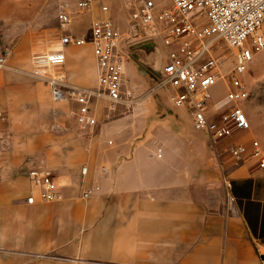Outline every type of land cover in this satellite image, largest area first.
Here are the masks:
<instances>
[{
	"label": "crops",
	"instance_id": "0c3cea01",
	"mask_svg": "<svg viewBox=\"0 0 264 264\" xmlns=\"http://www.w3.org/2000/svg\"><path fill=\"white\" fill-rule=\"evenodd\" d=\"M18 53L0 68V264H264V171L253 158L219 155L238 134L213 145L173 115L155 122V140L143 130L132 145L124 124L143 104L81 127L76 103L54 100L37 74L96 86L91 44ZM31 167L63 198L41 199Z\"/></svg>",
	"mask_w": 264,
	"mask_h": 264
},
{
	"label": "built area",
	"instance_id": "2783aa9c",
	"mask_svg": "<svg viewBox=\"0 0 264 264\" xmlns=\"http://www.w3.org/2000/svg\"><path fill=\"white\" fill-rule=\"evenodd\" d=\"M98 4L103 14L91 22L88 37L63 32L61 45L90 43L98 71L97 85L74 84L62 77L38 73L50 87L54 100L71 99L70 111L81 127L97 122L98 102L108 111L119 106L133 107L140 96L125 72V55L139 39L159 41L165 48L164 58L152 89H169L172 105L188 111L194 129L204 131L215 143L236 131L248 130L250 121L243 106L249 92L241 79L258 52H264V0H130L125 29L106 13L107 0H79L78 6L89 9ZM62 25L71 22L65 9L57 13ZM233 49L228 93L219 103L212 100V87L224 77L220 70L218 42ZM7 45L0 49V68L8 66L11 54ZM228 151L236 160L253 158L264 171V149L258 139L233 142ZM161 152H157L160 155ZM86 166H82L84 173ZM28 177L38 195L45 200H60L62 192L53 188L51 175L39 167L28 169ZM97 187V186H96ZM91 189H85L88 196ZM30 193L27 202L35 201Z\"/></svg>",
	"mask_w": 264,
	"mask_h": 264
},
{
	"label": "rangeland",
	"instance_id": "374dc122",
	"mask_svg": "<svg viewBox=\"0 0 264 264\" xmlns=\"http://www.w3.org/2000/svg\"><path fill=\"white\" fill-rule=\"evenodd\" d=\"M107 1L110 9L106 14L119 27L125 29L130 0ZM78 2L79 0H0V5H7L9 8L2 14L0 13L3 16H0V24L3 23L7 28L6 31H0V48L5 45L9 46L12 51L17 48V51L20 52L18 53L19 56L24 54L28 57L32 48L35 51L45 50L53 45L59 48L61 46L60 37L63 32L88 37L91 32L92 20L103 13L100 11L98 4L89 9H82L78 6ZM61 9H65L71 14V22L68 24L62 25L57 17V13ZM164 52L165 48L159 41L139 39L130 49L128 48V53L125 55L126 75L140 99L133 107L119 106L115 108V111L122 114L130 113L135 106L143 104L138 119L135 122H125L124 124L125 131L122 136L125 137V142H132V145L142 138L141 136L146 130H148L150 139L155 140L156 137L152 133L149 134V131L154 127L157 120H162V124L159 125L163 128L165 124L169 123L168 117L170 116L175 115L177 122L180 124H185L187 119H190L188 111L171 104L169 89H152L154 84L152 79L159 71L158 68L162 64L161 60L164 58ZM232 53V48L226 46L223 41L218 42L217 54L222 60L220 70L224 77L212 87V95L217 97V103L223 100V94L228 93L226 82H229V71L233 63ZM75 57L74 59L80 60V58ZM241 79L249 92V97L243 101V106L249 118L250 127L248 130L236 131L232 135L238 134V138L245 140L247 143L252 138H256L259 140L262 149H264V52L256 54L249 68L241 73ZM68 100L65 98L56 101ZM101 103L99 101L95 108L97 126L109 118L107 107L101 105ZM133 124H135L133 128H130L129 126ZM136 128H140L141 132ZM158 132V135H164L160 130ZM232 143H228L223 147L219 155L227 154ZM221 144L222 141L217 143L218 146ZM159 151L161 152V150Z\"/></svg>",
	"mask_w": 264,
	"mask_h": 264
}]
</instances>
